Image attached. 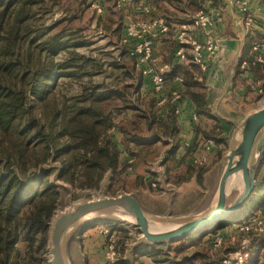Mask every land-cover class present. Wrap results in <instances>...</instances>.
<instances>
[{"label":"rangeland","instance_id":"rangeland-1","mask_svg":"<svg viewBox=\"0 0 264 264\" xmlns=\"http://www.w3.org/2000/svg\"><path fill=\"white\" fill-rule=\"evenodd\" d=\"M136 2L137 0H41L36 3L29 1L25 3L29 10L24 25H30L31 30L39 34L40 48L47 47V44H43V42L57 43L62 49L52 56L53 59L69 61L72 65L68 70L69 75L62 72L55 81L53 78H48V83H53V93L49 98L63 100L73 97L81 91L82 86L90 87L101 84L103 87L122 88L124 84H133L135 70L133 71L132 66H135V59L129 54V51L136 40L127 37L125 28L130 21L137 17ZM33 37L34 34L28 39ZM43 55H45V51L42 53ZM42 61L44 63L40 67L46 64L45 58ZM259 76L260 82L256 80L255 85H252V88L258 86L257 90L247 96L245 110L241 111L243 114L246 112L248 114L264 106V72ZM32 78L31 75L27 76L26 74L25 82L24 80L22 82L27 93L31 87ZM123 93V98L108 99L100 104L102 109L113 119L115 125V129H111L109 132L115 131L118 136L120 134L119 143L123 145H125V135H130L129 137L132 135L145 136L144 139H149L154 143L150 146H132L131 153L134 155L132 169L116 172L108 182H103L100 189L95 190H77L57 180L56 175L60 167L57 161H50L42 165L43 168L52 169L44 179L51 185L64 187L68 191L55 214L72 202L89 200L103 195L115 196L120 193L130 194L139 204H143L144 210L150 213L151 211L166 212L167 199L175 191H179L177 195L179 206L174 209L177 214L201 210L211 204L216 196L214 195L217 188L216 181L223 167L220 166V162L214 167L211 166L212 163L207 162L206 158L203 164L196 165L192 161L198 155L194 150L186 152V157L178 161L179 163L169 157L166 158L165 151L170 147L168 137L154 130L155 126L152 120L150 124L152 129L148 131L149 134L145 135L146 120L142 118L138 120L136 115L139 112L130 108L135 105L142 106L135 100L134 94H131L129 88L123 90ZM28 100L31 105H36L33 97ZM122 130L125 132L123 133ZM155 132L159 136H154ZM212 134L206 135L205 141L209 139L216 143ZM126 155L123 164L130 157L129 153ZM36 171L34 170L32 174H36ZM258 179L260 180L259 185L256 182ZM263 185L264 150L255 170L252 187L245 198L246 200L250 197L251 200L243 205L239 215L228 216L222 220L224 224L221 227L217 225H213L211 228L206 227L194 236L162 244L164 246L158 250L141 247L137 230L119 234L113 232L114 255L112 261L120 264H251L248 261L249 255L257 253L259 257L257 264L264 263ZM162 193L163 198H161ZM253 199H256V202L253 203ZM161 213L157 214L166 216ZM238 218H242V221L236 223ZM90 223L97 229L102 226L96 221ZM103 223L107 228L110 225L107 221H103ZM239 224L249 226L248 231L251 230L252 233H243L246 231L239 230ZM85 227L87 228V226L81 225L79 232ZM49 230L50 224L48 236ZM73 233L75 232L70 235L67 249H69ZM78 236L86 238L88 234L81 235L80 233ZM91 236L92 234H90ZM218 240L219 243H217ZM107 244L106 237L104 246L106 247ZM36 245L37 241L33 247ZM253 246L255 248L249 250ZM21 248L22 244L15 246V249ZM157 252L159 253L156 256H151L152 253ZM32 254L37 256L38 252L34 251ZM94 256L86 258V264H106L108 262L105 250L102 253L96 252ZM40 257L42 261L38 264H50L48 242ZM25 264H37V262L27 259Z\"/></svg>","mask_w":264,"mask_h":264},{"label":"trees","instance_id":"trees-1","mask_svg":"<svg viewBox=\"0 0 264 264\" xmlns=\"http://www.w3.org/2000/svg\"><path fill=\"white\" fill-rule=\"evenodd\" d=\"M28 1L36 3L41 0H0V264H25L27 259L37 264L42 261L40 255L45 251L48 242L50 221L68 194L64 187L53 186L44 179L52 169L43 168L42 165L57 161L60 164L57 180L77 190H95L100 189L103 182H108L116 172L132 169V146H150L154 143L144 139L145 136L125 135L124 150L130 154L132 162L120 164L118 147L113 140V134L109 132L115 129L113 119L100 105L108 99L123 98V90L127 88L140 104L136 87L137 74L133 84H124L122 88L103 87L101 84L82 86L81 91L73 97L63 100L49 98L53 93V83L49 84L48 78L55 81L62 72L69 75L68 70L72 65L69 61L54 60L52 56L62 48L55 42H43L47 47L41 49L39 34L32 31L30 25H24L29 10L25 3ZM152 1L149 3L150 7ZM33 34L34 37L28 39ZM43 58L46 64L40 67L44 63ZM245 61L251 63L252 59ZM189 63L192 69L196 67L194 63ZM254 64L260 65L264 72V61H256ZM132 69L135 70L134 66ZM26 74L33 77L28 93L22 83L23 80L25 82ZM183 80L189 87L194 88L190 96L197 112L206 114L201 84L194 79L191 72H187ZM30 97H33L36 105L29 103ZM130 108L140 113L136 115L138 120H146L145 135L152 129V120L156 132L168 138L173 137V114L168 113L164 120H157L156 112L151 111L149 103L145 109L139 105ZM156 132L153 133L154 136H159ZM174 150L175 144L167 149L166 158L179 163L172 157ZM34 170L37 171L33 175ZM256 182L257 185L260 184L259 179ZM250 200L249 197L243 201L230 216L241 212L243 205ZM255 200L252 202H256ZM175 201V207L179 206L177 198ZM140 205L144 207L143 204ZM241 221L242 218H238L236 223ZM107 223L110 224L109 232H136V229L125 227L119 222ZM223 224L222 222L217 226L221 227ZM240 226L241 224L238 229ZM196 233L198 232L183 238ZM243 233L250 234L252 231ZM36 241L37 245L33 247ZM17 244H22V248L15 249ZM140 246L158 250L164 245ZM254 248L255 246L249 250ZM34 251L38 252L37 256L32 254ZM158 253H152L151 256ZM248 261L257 264V253L250 254Z\"/></svg>","mask_w":264,"mask_h":264},{"label":"crops","instance_id":"crops-1","mask_svg":"<svg viewBox=\"0 0 264 264\" xmlns=\"http://www.w3.org/2000/svg\"><path fill=\"white\" fill-rule=\"evenodd\" d=\"M247 2L249 13L254 17V23L251 25L244 23L234 0H153L148 15L141 11V0L135 3L136 19L162 17L168 26L166 32L152 38L153 61H142L139 67H134L135 74L138 75L136 87L140 105L145 109L149 103L151 111L156 112L157 120H164L168 113L174 115L175 132L172 138H168V143L170 147L175 144L172 157L177 161L185 158L186 152L194 150L196 154L204 152L207 162L212 163L211 166L215 167L220 162L222 167L227 146L235 137L238 125L247 113L243 114L241 111L245 110L247 96L257 90L258 86L252 88V85H255L256 80L260 82L259 74L263 72L260 65L257 67L254 64L256 60L252 46L257 45L264 61V26L260 24L264 17V0ZM200 11L209 17V24L195 23L197 13ZM189 41L200 46V64L191 60L192 45ZM210 42L217 45L214 53L207 49ZM180 48L185 53V59H180L177 54ZM246 59H252V62L248 63ZM189 62L194 63L196 67L192 69ZM142 69L147 70V74L143 75ZM187 72H191L202 86L206 114H200L196 110L190 96L194 88L189 87L183 80ZM155 73L165 77L163 85L158 90L152 81ZM178 77L182 82L177 81ZM174 92L178 93L176 102L172 101ZM111 133L119 150L121 164L127 157L124 145L119 143L121 135L118 136L115 131ZM210 133H213L217 142L213 143L211 140L212 144L205 150L206 141L209 140L205 141V137ZM178 194L179 191L170 194L166 204L167 211L162 212V215L187 213L177 214L174 210ZM163 197L162 193L161 198ZM151 213L157 214L152 211ZM96 222L105 225L103 221ZM85 226L88 227L80 232L81 226L73 231L75 233L72 234L68 249L72 264H86V258L95 257L96 252L106 251L104 246L106 236L91 223ZM80 233L81 235L86 233L88 237L80 238L78 236Z\"/></svg>","mask_w":264,"mask_h":264},{"label":"water","instance_id":"water-1","mask_svg":"<svg viewBox=\"0 0 264 264\" xmlns=\"http://www.w3.org/2000/svg\"><path fill=\"white\" fill-rule=\"evenodd\" d=\"M263 150L264 106L241 119L225 154L215 199L207 207L179 215L161 216L144 210L128 193L103 195L70 203L57 212L50 222V264H71L67 249L71 233L81 225L94 221L113 220L123 223L138 231L141 244L152 247L222 223L245 200Z\"/></svg>","mask_w":264,"mask_h":264},{"label":"built area","instance_id":"built-area-1","mask_svg":"<svg viewBox=\"0 0 264 264\" xmlns=\"http://www.w3.org/2000/svg\"><path fill=\"white\" fill-rule=\"evenodd\" d=\"M129 1V0H128ZM142 5H141V11L144 15H148L150 13V1L151 0H141ZM234 4H236L238 11L242 14L244 23L246 25H251L254 23V17L249 13L248 10V2L247 0H234ZM196 24L200 25H205L210 23L209 17L203 13V12H198L197 17H196ZM260 24L264 26V17L261 19ZM168 29V26L165 22V20L162 17H152L149 19H135L133 21H130L126 28H125V33L127 37L129 38H135V43L131 47L129 54L134 57L135 61V66L139 67L140 62H152L153 61V56H152V38L157 37L159 34L166 32ZM190 44L192 45V48L190 50L191 54V60L194 63L200 64V46L199 44L189 41ZM207 49L211 52L214 53L215 50L217 49L216 44H212L210 42L207 45ZM252 50L256 52L255 54V60L257 62L262 61L263 57L262 55L258 52V47L257 45L252 46ZM177 54L180 59H185V53L183 49H179L177 51ZM167 65L164 67L166 68ZM141 73L143 75L147 74V70L142 69ZM164 75L155 73L152 76V81L154 83L155 89H160L161 86L164 83ZM178 82H182V79L180 77L177 78ZM178 98V93L174 92L172 95V101L176 102ZM196 118V115L193 116ZM212 144L211 140L206 141V145L204 149H208L209 145ZM206 154L200 153L197 156H195L192 161L196 165H201L206 161ZM128 164L132 162V158L128 159ZM240 230L247 231L249 229V226L243 225L240 226ZM99 232L104 234L107 237V246H106V256L108 259L107 264H111L113 261V255L114 251L112 249V243H113V235L109 232V229L105 226L102 225L99 228ZM219 243V240L217 241Z\"/></svg>","mask_w":264,"mask_h":264},{"label":"bare ground","instance_id":"bare-ground-1","mask_svg":"<svg viewBox=\"0 0 264 264\" xmlns=\"http://www.w3.org/2000/svg\"><path fill=\"white\" fill-rule=\"evenodd\" d=\"M237 215V214H236ZM239 215V214H238ZM235 218V217H234ZM231 219V218H230ZM88 227V226H87ZM209 228H211V227H209ZM213 228V227H212ZM199 232V231H198ZM197 234V233H196Z\"/></svg>","mask_w":264,"mask_h":264}]
</instances>
